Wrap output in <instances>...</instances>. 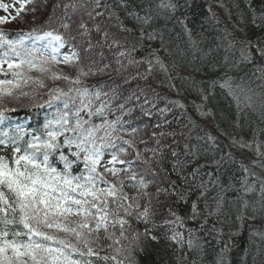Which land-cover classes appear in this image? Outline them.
Returning a JSON list of instances; mask_svg holds the SVG:
<instances>
[{
  "label": "snow or ice",
  "instance_id": "snow-or-ice-1",
  "mask_svg": "<svg viewBox=\"0 0 264 264\" xmlns=\"http://www.w3.org/2000/svg\"><path fill=\"white\" fill-rule=\"evenodd\" d=\"M19 2V8L12 5L15 16L0 3L8 13L0 16V25L15 21L34 0ZM131 2L59 0L47 19L33 20L27 30L9 33L0 27V264H135L134 254L145 239L158 238L152 232L159 228L171 231L168 239L195 247L191 232L185 238L177 230L185 221L171 206L157 223L159 197L183 200L185 187L219 186V176L212 179L215 173L204 170L236 163L235 149L255 152L248 164L240 162L241 187L245 196L258 195L264 208V176L253 170H264V141L225 132L220 135L228 143L222 144L219 135L196 130L190 118V128L180 123L183 117L174 124L168 117L186 106L149 83L160 76L161 85L167 81L176 88L175 53L154 25L175 19L190 34L186 21L176 18L179 0H144L135 8ZM257 21L264 25V15L252 23ZM156 39L161 46L153 49ZM229 44H239L242 61L264 58V41L232 38ZM34 71L39 75H31ZM110 71L115 75L109 79L88 83ZM234 84L225 77L219 87L236 95L240 86ZM201 107V116L210 114ZM21 111L43 112L42 122L22 123L16 118ZM214 202L219 214L223 195ZM219 231L215 264H227V241L234 234Z\"/></svg>",
  "mask_w": 264,
  "mask_h": 264
},
{
  "label": "trees",
  "instance_id": "trees-1",
  "mask_svg": "<svg viewBox=\"0 0 264 264\" xmlns=\"http://www.w3.org/2000/svg\"><path fill=\"white\" fill-rule=\"evenodd\" d=\"M143 2L144 0H132L131 7L135 8L137 4ZM55 3H59V0ZM179 3L180 9L176 13V18L186 21L190 34L185 31V26L176 23L175 19L167 21L162 18L154 25L163 36L165 45L175 53L176 67L171 71L176 74L174 81L176 88L173 89L167 81L161 85L159 82L163 77L160 76L149 83L156 86V91L161 96L178 100L186 106V111L175 109L168 119L173 120L175 124V117H183L180 123L188 124L190 128L192 127L188 122L190 118L197 126L196 130L203 129L213 135H219L222 144L228 143L226 137L220 135L225 132L244 141H264V133L261 132L264 129V58L257 54L250 61H242L239 44L231 47L229 44L232 38L252 43L264 41V25H260L259 21L256 24L252 23L253 18L264 15V3L261 0H212V2L179 0ZM210 6L217 12L212 13V10H209ZM32 8L36 7L30 3L27 5L28 11L19 14V17L30 15L23 28L21 26L15 29L14 26L11 28L4 25L0 27L9 33H15L21 29L27 30L33 20L35 23L43 21L42 12L36 8V12L33 13ZM127 24L133 27L135 21L128 19ZM150 44L153 49L161 46L159 39L151 41ZM144 54L137 53V58ZM60 67L65 72L71 71L69 67L63 65ZM31 75L36 76L39 73L34 71ZM112 75L115 73L110 71L107 75L92 78L88 83L95 84L99 80L109 79ZM225 77L235 82L233 87L240 86V91L236 95H231L226 88L219 87V83H222ZM212 81H217V85L212 87ZM46 83L48 87L53 86L51 81ZM204 94L209 95L206 101L202 99ZM160 106L163 107V103ZM197 107H201L206 113L209 110L211 112L201 116ZM37 113L43 112L21 111L17 113L16 118L34 126L42 122V119H33V115ZM26 117H30V120ZM184 130L187 132V129ZM196 130L193 131V135L196 134ZM233 154L236 163H226L218 172L214 166L204 170L215 173L212 179L219 176V186L209 184L206 191L195 186L190 190L185 187L186 195L183 200L159 197L162 207L157 208L158 215L155 217L157 223L166 217L165 209L171 206L172 210L185 221V228L177 230L183 231L185 238L188 232L195 236L197 244L191 250L196 251L197 257L190 259L191 262L186 259L181 251V244L174 241L178 250L166 239L172 234L171 231L168 228H159L152 232V235L158 238L145 239L142 243L143 250L134 254L135 264H205L206 260L207 264H215L217 252L221 248L219 230L234 234V239L227 241L230 247L240 239L245 240L246 264H264V208L261 207L258 195L245 196L241 187L245 174L240 162L248 164L250 159L255 158V152L249 149H235ZM253 170L264 176V170L259 168ZM171 179L175 180L176 175L172 174ZM204 179L207 181L209 177L205 176ZM218 195L224 197L219 214L214 211V198ZM245 200L248 201L247 207L243 206ZM194 203L197 206L195 213L192 210ZM209 212L212 214L209 215ZM135 227L140 232L144 231L143 224H136Z\"/></svg>",
  "mask_w": 264,
  "mask_h": 264
},
{
  "label": "bare ground",
  "instance_id": "bare-ground-1",
  "mask_svg": "<svg viewBox=\"0 0 264 264\" xmlns=\"http://www.w3.org/2000/svg\"><path fill=\"white\" fill-rule=\"evenodd\" d=\"M55 1L56 0H34V3H33L34 6L36 8H38V10L40 12H42V15H43V19L42 20L47 19V17L53 12V10H54V8L56 6ZM261 1L264 3V0H261ZM211 2H212V0H211ZM209 10H212V13H214V11L217 12V10L213 6H210ZM56 14L59 15L60 13L57 11ZM42 118H43V113H37V114L33 115V119H35V120H40ZM166 239L168 241H170L171 244H173L175 247H177V245L174 244L175 243L174 241H172V240H170L168 238H166ZM240 240L243 241L244 244H245V240H243V239H240ZM177 249L179 250L178 247H177ZM181 251L185 255V258L188 259L189 261H190V259L192 260V259H195V257H197L196 251H192L191 248L188 247L186 243L181 245ZM227 263L230 264L229 260L227 261ZM205 264H207V260H206ZM244 264H246L245 259H244Z\"/></svg>",
  "mask_w": 264,
  "mask_h": 264
},
{
  "label": "water",
  "instance_id": "water-1",
  "mask_svg": "<svg viewBox=\"0 0 264 264\" xmlns=\"http://www.w3.org/2000/svg\"><path fill=\"white\" fill-rule=\"evenodd\" d=\"M245 244L243 241H238L237 244L231 247L229 251L230 264H244Z\"/></svg>",
  "mask_w": 264,
  "mask_h": 264
},
{
  "label": "rangeland",
  "instance_id": "rangeland-1",
  "mask_svg": "<svg viewBox=\"0 0 264 264\" xmlns=\"http://www.w3.org/2000/svg\"><path fill=\"white\" fill-rule=\"evenodd\" d=\"M0 16H4V14H1L0 13ZM30 17V15L29 14H27V15H23V17H18L15 21H13V22H11V23H8V24H6V25H4V26H6V27H15V29H19V27H21L22 26V28L24 27V25L26 24V22H27V18H29ZM39 19H41L40 17H38ZM29 22H30V20H28ZM18 26V27H17ZM10 30V29H9ZM176 75V74H175Z\"/></svg>",
  "mask_w": 264,
  "mask_h": 264
}]
</instances>
